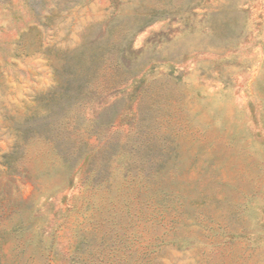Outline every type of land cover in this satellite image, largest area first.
Returning <instances> with one entry per match:
<instances>
[{
    "label": "rangeland",
    "instance_id": "obj_1",
    "mask_svg": "<svg viewBox=\"0 0 264 264\" xmlns=\"http://www.w3.org/2000/svg\"><path fill=\"white\" fill-rule=\"evenodd\" d=\"M0 264H264V0H0Z\"/></svg>",
    "mask_w": 264,
    "mask_h": 264
}]
</instances>
